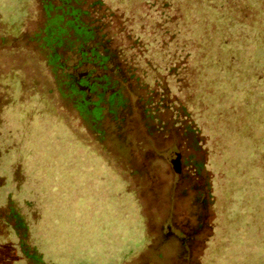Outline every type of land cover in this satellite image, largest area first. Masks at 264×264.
<instances>
[{"label":"rangeland","instance_id":"374dc122","mask_svg":"<svg viewBox=\"0 0 264 264\" xmlns=\"http://www.w3.org/2000/svg\"><path fill=\"white\" fill-rule=\"evenodd\" d=\"M41 1L0 0V224L8 222L18 233L0 238L3 250L20 240L25 261L15 264H264V94L257 90L264 84V65L250 60L248 51L258 38L238 40L202 21L210 56L224 40L217 65L228 79L234 73L243 81L241 88L235 81L222 90L209 81L205 94L206 120L214 127L207 168L214 188L202 221L199 192L179 177L184 157L175 138L150 137L137 102L165 76L162 54L153 52L150 68H140L148 87L124 91L125 108L117 101L111 106L107 94L99 121L92 124L59 91L50 51L35 37L45 36L49 20ZM106 1L133 17L138 31L146 25L155 29L142 1ZM224 1L214 7L244 8L246 0ZM260 3L238 19L263 18L264 0ZM233 46L244 49L236 52ZM58 53L71 70L76 50ZM218 99L221 105L213 108ZM200 100L198 94L196 110L202 113ZM10 121L19 130L12 129V136ZM25 127L30 138L24 142ZM30 149L27 176L20 170L21 156ZM174 152L182 155L180 171L171 160ZM31 201L35 206L29 208ZM0 264L13 261L6 257Z\"/></svg>","mask_w":264,"mask_h":264},{"label":"trees","instance_id":"16d2710c","mask_svg":"<svg viewBox=\"0 0 264 264\" xmlns=\"http://www.w3.org/2000/svg\"><path fill=\"white\" fill-rule=\"evenodd\" d=\"M140 1L146 6V19L155 21V29L152 25H146L138 31L133 17L120 12L118 7L111 8L106 0H94L86 10L83 8L86 0H42L43 9L48 14L49 20L45 25V30L42 31L45 32V36L41 38L40 32L35 37L42 41L43 49L47 48L50 51L47 57L48 62L53 66L54 79L62 94L70 83L66 80L67 75L64 72L66 67L60 62L61 55L58 50L60 48L69 52L76 50L78 56L81 55V60H78L79 66L83 65L91 50L90 63L94 64L97 61L102 68L100 71L103 83L101 89L105 91L102 96L105 98L106 93H111L109 97L111 106H114L117 101V106L120 105L122 108H125L128 101L124 98V91L133 94L135 88L141 90V88L148 87V84L143 81L145 72L144 77L140 76V68L143 65L150 68V54L153 52L162 54L160 71H163L165 76L161 82H157L158 89L150 92L147 99L138 97L137 102L140 103L142 120L150 137L159 135L165 139L171 136L175 138L176 147L184 157V170L179 177L191 182V189L199 192L196 199L203 205V213L200 217L203 221L209 212L207 205L213 199L212 190L214 188L212 175L207 169L210 165L209 153L212 152L214 127L206 120L208 116L204 110L210 105L205 94L209 92V81L213 82L215 89L220 90L223 89L222 86L235 83V81L236 87L241 88L243 81L234 73L228 79L217 65L219 59H223L221 53L226 44L224 40L217 42L215 48L212 49L217 54L210 56V52L205 47L204 36L206 34L202 21L206 20L212 26L226 29L227 36H233L238 40L249 36L258 38L257 42L248 47V51L253 55L250 56V60L256 57L261 65H264V41H261V37L264 36V20H262L264 17L249 21L238 19L241 12L250 16L247 11L251 7L253 11L257 10L255 7L261 6L262 0H251V2L241 0L245 4L244 8L223 0L224 4H230V10L228 7L215 8L214 4L218 0H204L205 2L195 0L196 3L191 5L185 0ZM148 10L152 15L148 14ZM52 13L55 14L54 17ZM243 16L247 18L246 15ZM86 18L90 19V23L85 21ZM240 48L244 49L233 46V51L237 52ZM209 59L215 60L209 64L207 63ZM237 74L240 73L237 72ZM257 90L263 95L264 84H260ZM198 94H201L202 113L196 110ZM220 105L221 100L218 99L212 107L218 109ZM103 109L104 107L98 108L94 113L98 119ZM82 110L87 115L90 114L86 109L82 108ZM12 112L11 110L10 113ZM110 112L113 113L115 110L111 108ZM13 123L10 121L8 124L11 136L12 129H14ZM16 128L14 131H19L18 126ZM28 130L29 128H24L22 135L24 142L29 137ZM25 132L28 134L25 135ZM32 156L31 149L28 154L21 156L23 158L21 171L25 168V172L28 173ZM29 174L26 175L30 176ZM205 196L210 199H206ZM29 206L31 208L35 204L31 201ZM206 210L208 211L204 212ZM6 225L5 228L0 224V238L3 236L17 237L16 229L8 222ZM21 249L20 240L18 245L11 250H3L0 246V263L6 257H9L13 264L16 259L25 261ZM40 256L39 261L43 260Z\"/></svg>","mask_w":264,"mask_h":264},{"label":"flooded vegetation","instance_id":"af4514ba","mask_svg":"<svg viewBox=\"0 0 264 264\" xmlns=\"http://www.w3.org/2000/svg\"><path fill=\"white\" fill-rule=\"evenodd\" d=\"M76 62L74 67L67 71L64 69L67 75V81L70 83L69 87H66V91L62 94L65 98L71 99L74 103V107L77 108L81 118L83 120L90 121L92 124H96L99 119L95 116V112L98 108H103L101 105L105 91L101 89L102 75L100 73L101 66L96 61L94 64L90 63L89 56H91V50H89L85 62L82 66L78 65V60H81V55L75 54ZM49 65H51L48 62ZM62 93V92H61ZM109 93H106V95ZM111 93L109 94L110 97ZM86 109L90 114H86ZM100 116V115H99Z\"/></svg>","mask_w":264,"mask_h":264},{"label":"water","instance_id":"95a60500","mask_svg":"<svg viewBox=\"0 0 264 264\" xmlns=\"http://www.w3.org/2000/svg\"><path fill=\"white\" fill-rule=\"evenodd\" d=\"M171 160L173 161V163L177 167L178 171H180V169L182 167V155L178 152H174L171 156Z\"/></svg>","mask_w":264,"mask_h":264}]
</instances>
